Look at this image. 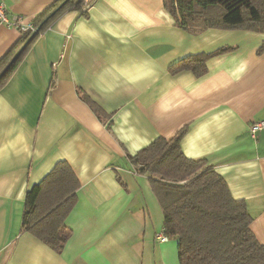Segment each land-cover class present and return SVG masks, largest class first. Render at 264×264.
I'll list each match as a JSON object with an SVG mask.
<instances>
[{
	"label": "crops",
	"instance_id": "0c3cea01",
	"mask_svg": "<svg viewBox=\"0 0 264 264\" xmlns=\"http://www.w3.org/2000/svg\"><path fill=\"white\" fill-rule=\"evenodd\" d=\"M27 23L56 0H2ZM165 0H95L68 9L31 45L0 90V264H180L177 240H156L164 214L129 156L158 138L181 141L245 200L264 244V34L176 24ZM0 27V59L22 37ZM234 48L197 77L178 61ZM87 94L101 120L83 101ZM60 161L81 187L59 253L24 230L26 196Z\"/></svg>",
	"mask_w": 264,
	"mask_h": 264
},
{
	"label": "trees",
	"instance_id": "16d2710c",
	"mask_svg": "<svg viewBox=\"0 0 264 264\" xmlns=\"http://www.w3.org/2000/svg\"><path fill=\"white\" fill-rule=\"evenodd\" d=\"M95 0H93L94 2ZM176 24L189 31L208 28L249 30L264 34V0H165ZM84 0H56L33 20L36 32L22 34L0 59V90L25 54L50 23L65 10L86 15ZM234 48L188 56L170 67L173 74L208 72L207 62ZM264 53V41L258 50ZM97 116L103 111L81 93ZM184 127L171 139L158 138L135 155L131 163L149 176L164 214V233L177 240L180 264H264V244L251 229L253 217L245 200H236L226 180L206 159H190L181 141ZM81 183L67 161L58 162L26 196L24 230L61 253L71 231L66 220L77 204Z\"/></svg>",
	"mask_w": 264,
	"mask_h": 264
},
{
	"label": "built area",
	"instance_id": "2783aa9c",
	"mask_svg": "<svg viewBox=\"0 0 264 264\" xmlns=\"http://www.w3.org/2000/svg\"><path fill=\"white\" fill-rule=\"evenodd\" d=\"M92 3V0H84L85 6L83 10H87L90 5H92ZM1 26L17 29L21 33L36 32V27L33 23H27L22 16L11 14L8 10L7 4L2 0H0V27ZM262 131H264V120L254 121L251 124L250 134L252 135V137L256 138L257 135ZM156 240L161 243H165L169 240V236H167L164 231H161L156 234Z\"/></svg>",
	"mask_w": 264,
	"mask_h": 264
},
{
	"label": "rangeland",
	"instance_id": "374dc122",
	"mask_svg": "<svg viewBox=\"0 0 264 264\" xmlns=\"http://www.w3.org/2000/svg\"><path fill=\"white\" fill-rule=\"evenodd\" d=\"M92 2H93V0H92ZM89 4H91V3H89ZM90 6H91V5H90ZM88 9H89V8H88ZM88 9H87V10H88Z\"/></svg>",
	"mask_w": 264,
	"mask_h": 264
}]
</instances>
